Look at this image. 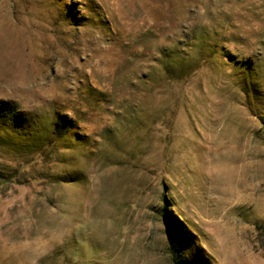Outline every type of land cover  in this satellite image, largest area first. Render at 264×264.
Returning <instances> with one entry per match:
<instances>
[{
	"label": "rangeland",
	"instance_id": "rangeland-1",
	"mask_svg": "<svg viewBox=\"0 0 264 264\" xmlns=\"http://www.w3.org/2000/svg\"><path fill=\"white\" fill-rule=\"evenodd\" d=\"M173 251L264 264V0H0V264Z\"/></svg>",
	"mask_w": 264,
	"mask_h": 264
},
{
	"label": "trees",
	"instance_id": "trees-1",
	"mask_svg": "<svg viewBox=\"0 0 264 264\" xmlns=\"http://www.w3.org/2000/svg\"><path fill=\"white\" fill-rule=\"evenodd\" d=\"M170 245L173 246V241L171 240V238H170ZM173 253L176 264H179L178 254L175 251H173Z\"/></svg>",
	"mask_w": 264,
	"mask_h": 264
}]
</instances>
